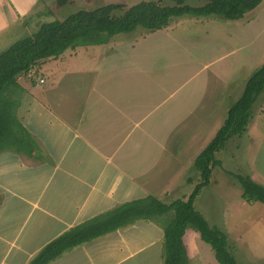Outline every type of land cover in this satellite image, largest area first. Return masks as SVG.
<instances>
[{
	"label": "crops",
	"instance_id": "1",
	"mask_svg": "<svg viewBox=\"0 0 264 264\" xmlns=\"http://www.w3.org/2000/svg\"><path fill=\"white\" fill-rule=\"evenodd\" d=\"M16 2L0 0L3 27L20 24L18 34L30 36L48 22L47 12L30 0ZM174 21L159 35L181 46L171 54L185 56L190 31L184 29L203 31L204 22ZM210 29L209 24L204 31ZM137 51L117 42L80 46L43 62L34 80L18 79V119L35 150L0 153V264H30L72 228L124 204L148 197L166 202L188 163L194 167L209 144L213 126L222 120L213 106L229 98L235 81L228 75V56L203 66L206 80L197 90L202 69L180 85L178 66L133 63L132 58L149 57ZM194 62L192 55L188 66ZM183 125L180 141L177 129ZM163 241L159 225L138 220L50 264H161ZM147 249L150 257L138 261Z\"/></svg>",
	"mask_w": 264,
	"mask_h": 264
},
{
	"label": "trees",
	"instance_id": "2",
	"mask_svg": "<svg viewBox=\"0 0 264 264\" xmlns=\"http://www.w3.org/2000/svg\"><path fill=\"white\" fill-rule=\"evenodd\" d=\"M67 0H61L63 6ZM191 2H203L192 6ZM264 0H156L134 6L109 4L95 10H81L64 21L46 22L34 33L26 36L0 53V153L7 150L31 155L35 144L18 119L22 89L21 76L46 60L57 59L69 49L80 46L104 45L112 38L143 28L155 33L167 28L172 20L184 16L219 17L227 21H240L258 9ZM264 94V65L247 80L240 98L227 113L224 125L194 162V170L201 182L187 201L176 200L170 205L156 198L124 204L106 214L80 224L48 244L30 264H50L64 253L85 243L134 224L138 220H153L174 212V219L164 232V264H189L184 236L193 226L201 240L215 253L219 264H238L232 253L227 235L211 227L204 216L195 209L201 191L211 183L213 170L222 166L216 154L227 143L242 136L253 120L255 104ZM243 190V199L264 205V186L251 177L235 175ZM189 184L193 178H189Z\"/></svg>",
	"mask_w": 264,
	"mask_h": 264
},
{
	"label": "rangeland",
	"instance_id": "3",
	"mask_svg": "<svg viewBox=\"0 0 264 264\" xmlns=\"http://www.w3.org/2000/svg\"><path fill=\"white\" fill-rule=\"evenodd\" d=\"M30 1L33 5L45 10L47 12L45 18L48 22H53L64 21L70 15L81 10H95L109 4H126L131 7L141 2L156 0H67L63 6L59 4L61 0ZM16 3L20 4V0H17ZM203 4V2H191L192 6ZM262 4L258 12H252L240 21H227L219 17L195 16L174 19V23L201 20L204 22V30L210 24L209 34L204 30H199L198 27H192L190 30L188 28L184 29V32L190 31L186 48L189 53L185 56H182L181 53L178 54V52L171 54L170 52L173 50L181 49V46L174 44V42L170 43L169 39L159 35V31L150 33L143 28H139L130 34L118 35L108 43L113 46L114 42H117L120 45H125L130 50H138L139 54L149 55V57L144 58L145 62L139 60L140 58H132L133 63L136 61L137 64L141 62L144 66H151L161 65L160 61H163L167 67L175 68V66H178L180 68L178 71L180 85L194 69L197 71L202 69L195 81L197 90L204 86L206 80L203 66L208 62L214 63L216 59L222 56H228L226 59L229 67L228 75H233L235 81H233V90L230 92L229 98L227 97L226 100L221 101V104L219 102L213 106L212 110L216 109V118L221 117L222 120L218 123L212 120V123L216 124L212 128V136L208 142L210 143L224 125L228 110L240 98L250 75L264 65V2ZM35 9L40 10L39 8ZM31 17L30 14L26 21ZM20 30H23L20 24L13 26L11 30L0 25V53L16 41L27 36L19 35L18 31ZM167 47L172 50H167ZM191 53L196 62L188 66L187 61L189 58L192 60ZM147 59H154L155 61L147 62ZM172 60L179 63L177 65L171 63ZM216 66L218 65H215V68ZM218 67L221 70L223 69L222 64ZM218 67L214 69L216 72L219 71ZM33 70L26 75L28 80L36 78ZM39 81L44 83L42 78H39ZM195 92L197 91L195 90ZM254 109L253 120L248 125L246 132L240 137L232 138L225 149L216 154V158L222 162V166L213 170L210 185L201 191L195 201V209L204 216L209 225L219 228L227 235L229 247L238 264H264V205L261 203H247L243 199V190L234 177L235 175L248 176L256 183L264 186V94L259 102L255 104ZM198 124L202 126L203 123L200 121ZM182 127L184 125L177 129L180 141L183 134L186 133V131L181 130ZM199 137H202V133L199 134ZM185 143L190 144V140L186 139ZM188 177L193 178L192 184L186 181ZM182 179H185V181L183 182ZM200 182V174L194 170L190 161L188 167L182 172L181 178L172 185L171 198L165 200L166 202L163 201V203L170 205L176 200L187 201ZM174 214V212H170L162 218L158 217L151 221L159 225L162 231L165 232L167 226L174 219ZM183 241L189 264H219L211 247L201 240L200 235L193 226L188 227ZM160 246L159 256L161 257L163 256V245ZM150 254L151 250L149 249L146 252H141L138 261L142 259V256H144L143 258H149ZM161 264H164L163 258Z\"/></svg>",
	"mask_w": 264,
	"mask_h": 264
},
{
	"label": "built area",
	"instance_id": "4",
	"mask_svg": "<svg viewBox=\"0 0 264 264\" xmlns=\"http://www.w3.org/2000/svg\"><path fill=\"white\" fill-rule=\"evenodd\" d=\"M36 75L35 71H34V76Z\"/></svg>",
	"mask_w": 264,
	"mask_h": 264
}]
</instances>
